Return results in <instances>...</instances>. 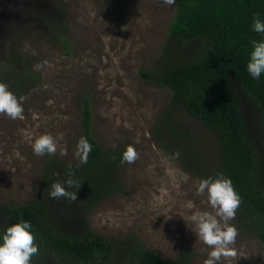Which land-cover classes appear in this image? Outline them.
<instances>
[{"label": "rangeland", "instance_id": "rangeland-1", "mask_svg": "<svg viewBox=\"0 0 264 264\" xmlns=\"http://www.w3.org/2000/svg\"><path fill=\"white\" fill-rule=\"evenodd\" d=\"M173 12L174 4L163 0H124L118 17L107 0H0V80L13 88L14 76L35 75L20 93L9 90L22 103V117L0 115V203L22 204L37 193L49 155L33 152L41 135L56 140L57 161L79 160L85 99L96 143L131 145L139 154L135 163H120L117 187H105L86 214L88 229L112 240L133 236L165 260L204 264L211 249L192 230L191 217L214 210L207 193L197 194L201 178L154 139L169 92L139 74L161 53ZM55 24L64 32L53 41ZM182 122L196 139L204 138L191 119ZM209 155L202 159L211 168ZM237 230L236 260L218 264H264V245L253 232Z\"/></svg>", "mask_w": 264, "mask_h": 264}, {"label": "trees", "instance_id": "trees-1", "mask_svg": "<svg viewBox=\"0 0 264 264\" xmlns=\"http://www.w3.org/2000/svg\"><path fill=\"white\" fill-rule=\"evenodd\" d=\"M123 2L107 0L114 16L120 15ZM254 14L264 21V0H175L167 41L151 68L139 74L169 92L153 131L159 147L196 177L229 178L241 198L234 225L253 232L264 245V160L259 153H264V74L254 80L246 71L252 41H264V35L252 31ZM54 28L49 38L55 41L58 31L63 39L64 25ZM33 77L14 76V89L11 82L8 90L20 93ZM182 118L191 119L209 138L203 134L196 139ZM81 136L92 146L87 164H64L47 155L33 198L22 204L0 203V243L7 227L27 220L39 247L31 264H186L182 259H162L133 236L112 240L88 229L87 212L105 187H117L126 147L96 143L85 99ZM207 153L206 158L215 162L211 168L202 159ZM68 173L81 183L78 200L48 198L45 189L63 182Z\"/></svg>", "mask_w": 264, "mask_h": 264}, {"label": "clouds", "instance_id": "clouds-1", "mask_svg": "<svg viewBox=\"0 0 264 264\" xmlns=\"http://www.w3.org/2000/svg\"><path fill=\"white\" fill-rule=\"evenodd\" d=\"M167 5L175 4V0H163ZM252 31L264 35V21L258 14H254ZM253 50L250 53V60L246 71L252 79L258 80L264 74V41H252ZM23 113L22 103L8 90V85L0 82V115L10 119L21 118ZM33 152L37 156L45 154L55 155L57 152L56 140L48 134L38 137L32 145ZM92 146L85 137H81L77 144L76 156L80 164H87ZM61 155H66L62 150ZM178 157L179 153H175ZM139 159V154L133 146H128L122 154L121 163L132 164ZM59 176V172H54ZM74 173H68V178L63 182H53L45 191L48 198L75 202L78 200L77 191L81 183L72 179ZM75 191H70V189ZM207 193V200L214 213L197 212L191 220L195 223L192 229L198 239L208 246L211 251L204 264H218L222 259L236 260L237 251L234 247L238 230L230 221L235 219L236 211L241 204V198L235 191L232 181L218 174V178L201 179L198 183L197 194ZM30 221L22 220L19 223L7 227L0 243V264H31L33 256L39 254V247L35 244V237L31 233Z\"/></svg>", "mask_w": 264, "mask_h": 264}]
</instances>
